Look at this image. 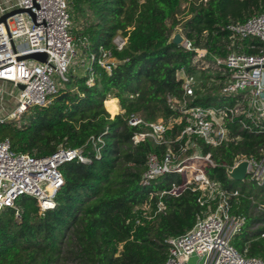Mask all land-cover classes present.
Returning <instances> with one entry per match:
<instances>
[{
	"label": "trees",
	"instance_id": "1",
	"mask_svg": "<svg viewBox=\"0 0 264 264\" xmlns=\"http://www.w3.org/2000/svg\"><path fill=\"white\" fill-rule=\"evenodd\" d=\"M69 8L72 18L85 11L94 15L71 29L84 60L99 56L103 47L118 64L108 71L96 60L83 61L85 71L68 72L50 104L30 109L21 125L0 123V139L10 137L18 153L46 157L80 148L88 158L61 165L64 181L53 208L42 210L36 197L22 194L16 200L20 218L14 208L0 212V264H163L170 253L167 240L191 229L208 209L199 202L202 192L188 189L179 197L164 196L165 208L157 212L160 192L182 183L184 175L170 172L144 185L147 156L176 150L187 137L175 140L183 125L173 122L168 143L156 144L151 137L136 142L134 136L148 126H131L127 118L136 114L150 123L179 115L168 99L182 98L178 73L194 72L198 64L194 51L170 42L178 27L194 46L216 55L225 57L230 46L252 54V45L263 44L256 38L233 40L227 25L264 13V0H69ZM117 36L126 38L122 50ZM209 77L204 71V80ZM220 100L209 88L190 104ZM228 125L237 139L217 147L200 141L214 162L206 169L222 188L239 191L230 199L231 209L246 221L234 246L264 259V184L231 179L226 171L239 157L260 156L264 132L241 129L237 120Z\"/></svg>",
	"mask_w": 264,
	"mask_h": 264
},
{
	"label": "built area",
	"instance_id": "2",
	"mask_svg": "<svg viewBox=\"0 0 264 264\" xmlns=\"http://www.w3.org/2000/svg\"><path fill=\"white\" fill-rule=\"evenodd\" d=\"M18 8L31 9L35 18L20 12L8 17L6 23L0 22V81L10 84L9 90L0 89V123L20 120L30 109L50 104L67 81L76 54L69 0L1 1L0 16ZM227 29L233 40L256 38L263 46L252 45L256 50L252 54L237 52L230 46L222 57L194 46L185 38L182 45L195 52L198 69L189 73L182 68L178 73L183 96L170 97L168 101L179 115L169 121L160 119L150 123L136 114L127 118L131 126H148V131L134 136L136 142L151 137L156 144L168 143L166 133L173 122L183 125L175 140L187 137L176 150L163 155L151 152L147 156L144 185L170 172L184 175L182 183L172 182L160 192L157 212L165 208L164 196L179 197L188 189L201 191L199 202L208 209L191 229L167 240L170 253L163 264H189L194 255L197 264H264L263 258L245 256L234 246L233 239L246 221L245 215L235 214L231 209L230 199L239 191L224 189L210 178L206 167L214 164L212 154L202 152L200 144L202 141L217 147L237 139L228 125L235 120L241 129L264 132V13L253 15L245 22L230 23ZM115 44L122 50L126 38L117 36ZM35 52H45L47 59L41 62L20 58ZM90 60H96L108 71L118 64L112 52L103 47L100 55L92 54ZM204 71L210 76L207 81L203 78ZM92 81L93 75L89 84ZM213 85L218 87L217 92ZM209 88L222 97L220 102L209 106L190 104V98L198 92L202 95ZM76 158L88 161L80 148H61L50 156L36 157L16 152L10 137L0 139V212L6 207L14 208L16 217L20 218L16 200L22 194L36 197L42 210L53 208L54 196L64 181L61 165ZM242 160L249 163L247 178L263 185L264 151L259 157H239L227 170Z\"/></svg>",
	"mask_w": 264,
	"mask_h": 264
},
{
	"label": "water",
	"instance_id": "3",
	"mask_svg": "<svg viewBox=\"0 0 264 264\" xmlns=\"http://www.w3.org/2000/svg\"><path fill=\"white\" fill-rule=\"evenodd\" d=\"M20 12H26L32 16V18H35V14L32 12L31 9H26V8H18L15 10H12L10 12H7L0 16V22H7V18ZM185 41L184 35L181 33L179 29H177L171 39L170 42L182 45ZM21 59H35L38 61H45L47 59V54L45 52H35L31 53L28 55H24L20 57ZM23 87V86H21ZM248 161L247 160H242L239 163H237L232 169L227 170L228 177L237 181H245L247 178V168H248ZM55 194V193H54ZM53 194V195H54Z\"/></svg>",
	"mask_w": 264,
	"mask_h": 264
},
{
	"label": "rangeland",
	"instance_id": "4",
	"mask_svg": "<svg viewBox=\"0 0 264 264\" xmlns=\"http://www.w3.org/2000/svg\"><path fill=\"white\" fill-rule=\"evenodd\" d=\"M94 18V15L92 14L91 11H85V12H81L77 15H73L72 21H73V28H75L77 26L78 23H80L81 21L84 20H88V19H92ZM179 29V27H178ZM75 49H76V54L73 57L72 60V64L70 66L69 72H74L76 71L77 73H82L85 71V66L86 65H82L83 61L85 62V64H89L90 60L88 58H86V60H84L85 58L82 55V51H81V47L80 46H76L75 45ZM117 105L119 106V103H117ZM111 116H115L113 114H111ZM18 125H21L23 123V120H19Z\"/></svg>",
	"mask_w": 264,
	"mask_h": 264
},
{
	"label": "crops",
	"instance_id": "5",
	"mask_svg": "<svg viewBox=\"0 0 264 264\" xmlns=\"http://www.w3.org/2000/svg\"><path fill=\"white\" fill-rule=\"evenodd\" d=\"M1 1H7V0H0V2ZM0 89L9 90L10 89V84L7 83V82L0 81ZM7 100H10V98H8ZM117 103H118V99H117ZM0 104H1V100H0ZM118 107H119V110H118L117 114L121 111L120 106H118ZM197 261H198V258L195 255L191 256L190 259H189V264H197Z\"/></svg>",
	"mask_w": 264,
	"mask_h": 264
}]
</instances>
